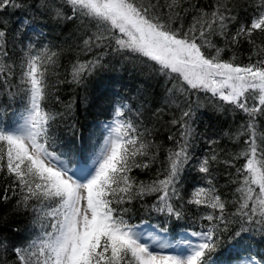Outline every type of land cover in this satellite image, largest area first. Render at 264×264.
Here are the masks:
<instances>
[{
    "label": "snow or ice",
    "instance_id": "snow-or-ice-1",
    "mask_svg": "<svg viewBox=\"0 0 264 264\" xmlns=\"http://www.w3.org/2000/svg\"><path fill=\"white\" fill-rule=\"evenodd\" d=\"M38 17L56 25L71 22L75 28L65 41L68 50L74 45L92 54L84 61L77 57L70 79L60 83L86 86L104 68L105 56L138 64L148 79L164 78V95L149 115L169 127L173 148L155 179L144 182L132 175L133 169H150L156 162L161 147L150 138L153 130L126 119L134 108L138 117L147 111L144 97L151 85L138 90L140 108L114 93L119 99L111 102L106 135L91 165L77 172L68 164L71 153L55 150L53 129L59 120L76 118L77 104L49 89V67L57 65L63 49L44 45L33 51L29 33ZM245 43L251 49L249 62L237 64L234 50ZM17 44L23 49L19 83L12 59ZM226 51L233 53L230 59L222 58ZM3 97L8 104L19 98L23 107L12 126H0V179L5 181L0 204L15 197L13 211L32 209L42 231L13 246L14 259L4 255L7 245L0 241V264H209L210 254L220 249L251 254L254 240L264 241V132L258 127L264 123V0H211L206 6L200 0H0ZM53 100L61 111L47 109ZM209 106L225 118L242 114L244 122L235 132L209 136V153L197 155V122ZM0 111L6 113L4 104ZM241 136L246 147L236 155L221 147L222 138ZM239 158L244 163L236 168ZM186 171H194L201 182L190 194ZM218 172L236 185L232 196L220 191ZM146 197L155 201L149 211L164 218L156 226L159 233L184 220L189 205L205 210L200 218L206 229L191 233L199 242L177 241L187 245V255L163 254L174 246L166 236L151 235L149 244L125 218L132 208L124 205L139 201L143 207ZM229 259H239V252ZM245 264H264V257L257 261L250 255Z\"/></svg>",
    "mask_w": 264,
    "mask_h": 264
},
{
    "label": "trees",
    "instance_id": "trees-1",
    "mask_svg": "<svg viewBox=\"0 0 264 264\" xmlns=\"http://www.w3.org/2000/svg\"><path fill=\"white\" fill-rule=\"evenodd\" d=\"M210 2L211 0H200L202 6H206ZM242 2L243 0H241ZM14 19H19V17L17 16ZM35 24L37 25L35 31L29 33L33 51L41 49L44 45H48L53 51L63 49V51H60L57 65L49 67L47 75L49 89L54 96L58 95L61 100L67 102L70 99H75L77 104L76 118L67 121L59 120L53 129L58 139L55 150L59 153H71V158L68 159L70 167L90 163L102 142L103 130L101 127L111 119V102L119 99L118 96H114V93L118 92L121 96L127 97L130 105L140 108L143 100L137 95L138 90L142 89V86L151 85V88L148 89L150 94L144 97L149 101L147 105H143V108L147 111L144 112L142 117H138L134 108L133 111L127 113L126 119L131 120L140 129L147 126L150 130H153V135L150 138L161 147L156 162L150 169H133L132 175L137 180L144 182L155 179L157 172L162 171L167 165L168 149L173 148V143L167 139L170 134L169 127L163 122L158 123L154 117L149 115L152 110L159 106L164 95V78L153 77L148 79L146 77L147 70L142 72L138 64L134 66L133 62L123 60L118 56H105L104 68L93 75L86 86L76 87L67 83H60V81L70 79L71 64L77 57L84 61L92 59V54H82L74 45L72 51L68 50L65 41L75 28V25L71 22L67 26L63 24L56 25L45 18L38 17ZM220 43L222 46V42ZM9 48H11V45H9ZM234 51L236 54L235 63L247 64L249 62L248 58L251 52L249 45L245 43ZM232 54L231 51H226L222 58L230 59ZM22 58L23 49L17 44L12 49V59L17 63L15 70L17 73L16 83H19V73L21 71L19 64ZM255 59L256 57H253V60ZM85 97H87V100H85ZM6 101L7 97L0 98V104H4L7 109L6 113L0 111V120L3 121L0 126L10 127L16 121L18 111L22 110L23 102L19 98L11 104L6 103ZM47 109L61 111L62 105L53 100L47 104ZM169 118L165 117V120ZM243 122L242 114H237L235 118L231 115L225 118L214 113L209 106L197 122L198 136L195 153L197 155H207L209 149L205 141L209 136L220 138L224 131L231 130L235 132ZM71 124H75V129L70 128ZM258 127L261 132H264V123L259 124ZM244 139L243 136L237 141L222 138L221 147L225 148L230 155H236L246 147L243 143ZM234 163L236 168H239L244 160L239 158ZM230 171L232 172V178L236 179V169L232 168ZM185 177V188L190 194L192 188L199 186L201 182L194 171H186ZM217 179L219 181L218 187L224 196H232L236 185L227 183V177L221 175L220 172L217 173ZM4 187L5 181L0 179V192L4 190ZM15 199L14 197L7 204H0V241L7 245L8 250L4 255L9 259H14V254L11 252L13 246L26 244L42 231V222L37 220L32 209L19 212L13 211ZM154 202L153 197H146L143 201V207H141L139 201H133L131 205H124V207L132 208V211L125 218L129 220L130 224L136 226L145 223L155 228L157 225L162 226L164 218L158 213L149 211ZM188 208L191 210L186 209L185 219L178 223L173 222V226L169 228L168 234L171 238L177 239L184 233L191 234L206 229L207 222L200 218L201 213L205 210H197L191 205ZM43 223H47V221H43ZM237 252H239V259H229V257H235ZM250 255L257 261L260 257H264V241H260L257 237L253 242L251 254L244 251V249L236 251L220 249L210 254L209 264H225L226 261L228 264L237 263L247 260Z\"/></svg>",
    "mask_w": 264,
    "mask_h": 264
},
{
    "label": "rangeland",
    "instance_id": "rangeland-1",
    "mask_svg": "<svg viewBox=\"0 0 264 264\" xmlns=\"http://www.w3.org/2000/svg\"><path fill=\"white\" fill-rule=\"evenodd\" d=\"M17 119V117H16ZM102 130H103V133H102V142L100 144V146L103 144V141H104V138H105V135H106V130L104 128V125L101 127ZM99 146V148H100ZM99 151V150H98ZM88 165H91V162L90 163H87ZM85 166V164H81L79 166H75V167H71L73 170L75 171H79V169L81 167ZM138 230H142L145 234V241L148 242L149 244H151V239H150V236L151 235H161V236H166V238L168 239L169 242H171L174 246L171 247V248H168V249H164L162 250L163 251V254H169V255H187L188 254V248H187V245L185 244H177V241H181V240H190L193 244L195 243H198V238L192 236L190 233H184L182 234L179 238L177 239H173L169 236L168 233H159L158 230L149 225V224H141V225H138ZM156 251H161L160 249H155ZM246 260H243V261H240V262H237V263H232V264H245Z\"/></svg>",
    "mask_w": 264,
    "mask_h": 264
}]
</instances>
